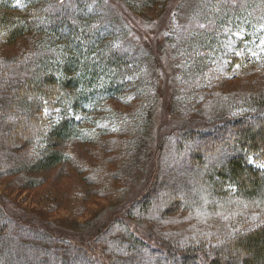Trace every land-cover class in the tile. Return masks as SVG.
<instances>
[{
    "label": "trees",
    "instance_id": "obj_1",
    "mask_svg": "<svg viewBox=\"0 0 264 264\" xmlns=\"http://www.w3.org/2000/svg\"><path fill=\"white\" fill-rule=\"evenodd\" d=\"M262 34L264 0H0V186L40 188L72 167V147H96L91 156L101 157L121 138L133 169L162 82L183 117L159 142L149 191L97 231L95 245L111 264H264V126H245L264 121V84L242 96L223 87L264 63L238 52ZM67 172L89 177L83 166ZM166 203L200 216L202 227H156L153 237L134 229L143 215L167 220ZM29 222L0 197V264H96Z\"/></svg>",
    "mask_w": 264,
    "mask_h": 264
},
{
    "label": "rangeland",
    "instance_id": "obj_2",
    "mask_svg": "<svg viewBox=\"0 0 264 264\" xmlns=\"http://www.w3.org/2000/svg\"><path fill=\"white\" fill-rule=\"evenodd\" d=\"M115 4L124 9L123 4L117 1H115ZM147 21L139 19L137 25L152 31L153 23ZM262 35L263 37L259 41H255L252 37L253 45L249 49L244 47L238 52L247 54L251 51L254 56L262 58L264 56V34ZM239 37L244 38L243 34H239ZM231 45L234 46L235 43L232 41ZM164 47L162 39L156 40L157 60L159 59L158 62L161 67H163V64L160 59L165 51ZM247 69L248 74L246 75V71L245 80L233 79L223 87L230 91L239 89L240 93H238V90L237 93L240 96L251 90L261 88L260 86L264 84V63L251 64ZM226 70L227 62L225 58H219L216 65L217 73H223ZM172 72L171 75L174 76V72ZM167 89L168 87L163 86L161 82V98L150 113L152 122L143 142L141 155L139 153L138 165H135L133 169H130L125 163L127 158L126 155L122 154L124 149L122 138L116 140L113 151L106 150L104 154L101 152V157H98L96 153L97 155H93L92 158L93 150L91 149L96 147L79 144L71 148L73 151L72 167L60 169L53 177L47 179L46 183L40 188L18 191L13 190L17 187L15 184H13L15 187L10 188L9 183L7 185L8 189L0 186L2 202H5L10 209L19 212L27 221H30L31 226H35L38 230H47L49 234L59 233L71 240V247L61 246L64 250L70 253L84 252L96 264H111L100 245L94 243L97 231H100L110 222L111 224H117L116 220L127 213L128 207L131 202L133 203L134 198H137L138 201L144 197L147 190L149 191L156 178L157 170H159L157 161L159 142H162L167 135L165 134L166 129L176 125L183 117L182 108L175 104L174 90L171 88L170 94L166 96L164 90ZM245 126H251L255 131L259 126H264V121L247 120ZM229 133L232 134L233 132ZM203 143L205 148H208L213 146L214 141L208 139L204 140ZM262 147L264 148V146ZM98 151L100 156V150ZM199 151L202 152V150ZM221 155H217L215 158L217 159ZM216 159L213 162L217 161ZM165 162H170V159L165 160ZM82 166L87 169V174L89 173L86 180L83 181L82 177L78 182L66 178L67 171L72 170L73 167L82 169ZM193 174H196V172H193ZM9 179L14 180V178ZM168 184L169 188L167 189L170 191L173 185L172 181ZM134 195L136 196L134 197ZM141 195L143 196L140 197ZM53 198H56L59 202L54 203L50 208L48 204ZM46 199H48V204L42 202ZM157 205L155 204V207ZM164 205L162 209L167 210V214H171L170 217L167 216V220L145 219L146 216L143 215L140 219H134L136 222H132L134 229L143 235L148 234L153 237L156 227L164 231L169 228H176L179 231L189 230L192 232L193 227L196 231L202 227L200 216L193 220L192 215L187 211L178 213L179 211L172 204L166 203Z\"/></svg>",
    "mask_w": 264,
    "mask_h": 264
}]
</instances>
